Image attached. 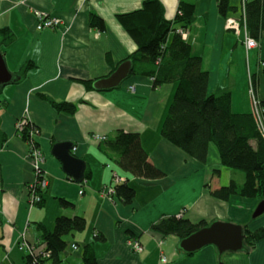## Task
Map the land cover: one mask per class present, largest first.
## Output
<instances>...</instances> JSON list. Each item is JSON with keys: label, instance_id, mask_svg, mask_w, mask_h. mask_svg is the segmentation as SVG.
<instances>
[{"label": "crops", "instance_id": "1", "mask_svg": "<svg viewBox=\"0 0 264 264\" xmlns=\"http://www.w3.org/2000/svg\"><path fill=\"white\" fill-rule=\"evenodd\" d=\"M180 1L161 0L168 20L175 19ZM185 1L195 4L196 18L186 28L187 41L203 58V67L209 72V92L220 89V73L233 72L232 88L228 79L224 86L232 92L233 110L253 111L249 73H256L258 97H264V36L247 52L244 35L226 28L227 18H239L244 2L250 0H230L238 11H228L227 16L220 11L219 0ZM142 5L143 0H0V29L7 27L15 35L11 43L0 44L9 70L14 75L23 63L34 62L24 77L14 75L15 80L0 91V264H27L20 241L24 237L40 241L38 223L53 229L59 215L87 219L83 232L66 237L68 247L60 254V264H83V244L97 234L104 237L95 243L97 264H264V236L249 251L220 255L215 246L208 245L188 254L177 236L164 237L151 228L170 215L244 224L251 221L258 206L256 198L220 200L208 192L206 184L214 180L213 173L219 169H213L209 160L210 150L216 155L215 149L209 147L207 161L201 162L162 137L161 125L176 84L154 89L151 78L131 73L120 86L107 90L88 89L80 81L111 75L137 50L118 15ZM36 11L61 17L62 26L39 30ZM92 13L103 18V30L91 26ZM174 35V31L169 33L167 45ZM246 80L249 99L241 106L237 94L241 87L245 89ZM48 97L76 103L77 110L59 111ZM23 116L40 130L35 140L45 155L43 167L49 179L43 205L29 202V187L36 175L28 157L30 145L17 132V121ZM118 129L140 133L150 160L163 170L164 177H134L115 163L113 153L100 148L105 140L96 135L110 138ZM66 141L76 147L72 153L86 161L92 171L90 178L82 182L73 179L52 154L56 143ZM114 172L136 187L132 203L101 195L100 190L113 183ZM62 198L74 206L63 207ZM250 227L264 229V214L250 222ZM134 240L142 243L141 251L132 248ZM163 256L166 262L161 260Z\"/></svg>", "mask_w": 264, "mask_h": 264}, {"label": "trees", "instance_id": "2", "mask_svg": "<svg viewBox=\"0 0 264 264\" xmlns=\"http://www.w3.org/2000/svg\"><path fill=\"white\" fill-rule=\"evenodd\" d=\"M220 11L227 16L228 11L237 12L230 0H219ZM246 25L249 34L256 40L264 36V0H250L245 3ZM119 20L137 43V50L128 59L132 60L131 74L152 79L154 89L164 84H176L172 101L162 122L160 133L171 144L182 149L189 156L206 162L209 147L214 143L219 158L225 167L241 169L245 172V181L211 188L208 192L220 200H229L233 196L264 200V97L260 99V119L253 111L236 112L232 107V92L223 88L219 93L209 92V72L203 67V58L193 51L191 43L182 38L177 28H188L196 18L195 4L181 0L179 10L173 21L165 16V7L161 0H143L141 8L118 15ZM91 26L103 30L105 22L95 13L90 17ZM171 31L175 35L169 45L167 37ZM14 33L7 27L0 29V44H9ZM34 66L33 61L21 65L14 74L24 77ZM264 73V69H263ZM130 74V75H131ZM256 86V73L253 74ZM88 89H95L94 79H81ZM48 101L59 111L75 113L77 104L67 101L58 102L48 97ZM27 141V133L21 135ZM111 154L115 163L125 172L137 178L160 179L165 173L154 164L143 146L139 132L118 129L113 137L107 138L100 147ZM220 172V169H216ZM91 169L86 167L85 178H90ZM115 198L130 204L136 197V187L125 180L114 184ZM42 199L35 204L43 205ZM60 204L72 207L74 204L64 198ZM257 219V218H256ZM251 218L243 225L247 234L245 251L252 249L264 236V229L253 230ZM202 218L193 221L177 215L164 216L151 225L154 232L164 237L175 235L181 241L197 230L209 225ZM87 219L82 215H59L55 226L49 229L38 223L41 231L40 241L35 242L39 251H51V256L36 259L27 254V264H60V254L68 247L67 236L83 232ZM104 238L96 235L94 240L83 244V264H97L95 243ZM77 248V245H76ZM38 251V252H39ZM192 254V252H187Z\"/></svg>", "mask_w": 264, "mask_h": 264}, {"label": "water", "instance_id": "3", "mask_svg": "<svg viewBox=\"0 0 264 264\" xmlns=\"http://www.w3.org/2000/svg\"><path fill=\"white\" fill-rule=\"evenodd\" d=\"M132 60L123 61L111 75L95 81L94 86L98 90L116 88L130 75ZM15 80L13 73L9 70L4 54L0 49V91ZM71 142H60L53 146L52 154L57 157L63 166V170L73 179L82 182L85 179L86 161L72 153ZM264 214V200H261L252 214L257 218ZM247 234L241 223L216 220L202 227L191 235L180 241V247L186 252H196L208 245L217 248L220 255L225 252H238L245 250V239ZM219 264H225L220 261Z\"/></svg>", "mask_w": 264, "mask_h": 264}, {"label": "built area", "instance_id": "4", "mask_svg": "<svg viewBox=\"0 0 264 264\" xmlns=\"http://www.w3.org/2000/svg\"><path fill=\"white\" fill-rule=\"evenodd\" d=\"M245 3L242 6V10L240 15L243 16V20L241 18L236 17H229L226 20V28H232L235 29L238 33L241 31V29H244L246 32L244 42L246 44V48L252 49L258 46L259 42L255 38H253L248 30L246 25V14H245ZM37 16V28L39 30L43 29H54L57 27L62 26L63 19L58 16H53L48 13H44L42 11H36ZM177 32L180 33L183 39L188 38V32L183 27H178ZM262 66H264V62L262 63ZM249 93L251 97V101L253 104V112L258 116L260 119V98L258 97L257 90L254 87L253 84V78L252 74L249 73ZM17 132L21 136L23 133H27V142L30 145L29 155L28 157L31 160V163L33 165L34 171H35V181L30 185L29 187V202L31 205H34L36 202L41 201L43 192L47 189L49 186V179L47 177V170L43 167V163L45 160V155L43 151L41 150L40 145L38 142H36V136L39 134L40 130L38 127L33 124V122L30 120L28 116H23L17 121ZM96 137L100 140L107 139L106 136L102 135H96ZM76 149V147H74ZM126 179L119 176L116 172H114L113 177V183L109 186H104L100 193L102 196L109 198L110 200H114L115 198V188L114 184L123 182ZM84 192V189L80 190V193L82 194ZM131 246L135 251H141L143 249V245L139 240L131 241ZM35 242L27 240L26 237L19 243V249L31 254L36 259L39 257L41 258H47L51 256V251H39ZM74 248H76V245H73ZM39 251V252H38ZM163 262H166V256H163L161 258Z\"/></svg>", "mask_w": 264, "mask_h": 264}, {"label": "rangeland", "instance_id": "5", "mask_svg": "<svg viewBox=\"0 0 264 264\" xmlns=\"http://www.w3.org/2000/svg\"><path fill=\"white\" fill-rule=\"evenodd\" d=\"M241 10H242V7H241ZM239 18H241L242 20L244 19L242 15H239ZM239 33L243 34L244 35V39H245V35H246L245 30L241 29V31ZM243 43H244V46L246 48V44H245L244 40H243ZM246 50L248 52L251 49L248 50L246 48ZM261 67H262V65H261ZM232 78H234V73L233 72H229L228 73L227 71H223L222 73H220V89H216L215 92L219 93V92H221L223 90L227 79L229 80V82H231V87L230 88H232ZM237 96L239 98V102L238 103H241V106H244L246 104V101L249 99L248 82H247V80L245 82V89L242 90V87H241L240 92H239V94H237ZM210 147H212L216 151V155H213L212 151L210 150L211 154L209 156V160H210V163L212 165V168L213 169L219 168L221 170L220 174H218L217 172L213 173L214 180L210 181L211 184L213 186H216L218 184L219 187H220V186H223V185L230 184L231 180H235L238 184H243L244 181H245V172L243 170H241V169H236V168H230V167L222 166L220 164V158H219L218 149H217L216 145L214 143H211ZM110 163L113 164L112 161ZM218 179H220V182H219ZM210 182H208V183L210 184ZM259 202L260 201L258 200V204H259Z\"/></svg>", "mask_w": 264, "mask_h": 264}]
</instances>
